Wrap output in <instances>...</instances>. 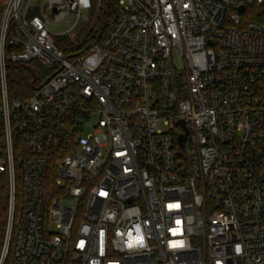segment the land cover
I'll return each mask as SVG.
<instances>
[{
    "label": "built area",
    "instance_id": "2783aa9c",
    "mask_svg": "<svg viewBox=\"0 0 264 264\" xmlns=\"http://www.w3.org/2000/svg\"><path fill=\"white\" fill-rule=\"evenodd\" d=\"M115 1L71 57L92 0L6 3L0 264H264V0Z\"/></svg>",
    "mask_w": 264,
    "mask_h": 264
},
{
    "label": "trees",
    "instance_id": "16d2710c",
    "mask_svg": "<svg viewBox=\"0 0 264 264\" xmlns=\"http://www.w3.org/2000/svg\"><path fill=\"white\" fill-rule=\"evenodd\" d=\"M7 0H0V23L2 20L4 8ZM36 10L30 12V17L36 14ZM117 15V5L115 0H101L99 15L96 19L94 28L87 34L83 44L78 48H73V42L67 37L56 41V44L65 52L66 56L73 54L85 53L90 46L98 41V35L103 33V37L107 34L111 24L114 22ZM105 27V29H104ZM11 50V48H8ZM42 69H39L35 63L26 65L11 63L9 66L10 90L15 97L22 95L30 90V83L33 79L41 74ZM8 203V184L5 177L0 181V223L6 218ZM11 259L8 261V263Z\"/></svg>",
    "mask_w": 264,
    "mask_h": 264
},
{
    "label": "rangeland",
    "instance_id": "374dc122",
    "mask_svg": "<svg viewBox=\"0 0 264 264\" xmlns=\"http://www.w3.org/2000/svg\"><path fill=\"white\" fill-rule=\"evenodd\" d=\"M35 2L41 4L43 2V0H35ZM100 7H101V0H92V8L89 10L88 13H86L88 15V19L87 20L85 18L82 19V21L79 23L77 28L73 32H70L69 34H66L63 36L60 35L61 32L66 31V29L69 28L68 26H66V24H64V23H61V24L52 23V24H50V30L53 33L54 39L56 41H59L62 38H65L64 36H67L73 42V48L80 47L83 44V41L85 40V37L87 36V34L90 32L92 25L94 24V26H95V24H96L95 17L97 14L99 15ZM46 14H47L48 18H50V19L53 18L52 14H51V10L47 9ZM73 22H75V21H73ZM0 25H1V23H0ZM94 26H93V28H94ZM176 61H177V64H179V66L182 65L179 56H177ZM67 204L68 205H74V201H69V202H67Z\"/></svg>",
    "mask_w": 264,
    "mask_h": 264
},
{
    "label": "water",
    "instance_id": "95a60500",
    "mask_svg": "<svg viewBox=\"0 0 264 264\" xmlns=\"http://www.w3.org/2000/svg\"><path fill=\"white\" fill-rule=\"evenodd\" d=\"M241 10H243V9H241ZM104 29H105V27H104ZM101 36H102V33L99 34L98 39H100ZM70 57H71V56H70ZM186 136H187V135H184V136H181V137H180V144H181V145L184 144V142H185V140H186Z\"/></svg>",
    "mask_w": 264,
    "mask_h": 264
}]
</instances>
